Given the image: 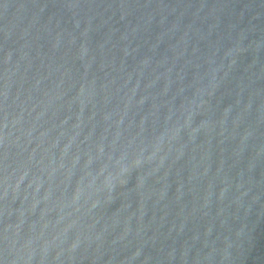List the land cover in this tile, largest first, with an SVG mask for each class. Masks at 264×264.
<instances>
[{"label": "water", "instance_id": "95a60500", "mask_svg": "<svg viewBox=\"0 0 264 264\" xmlns=\"http://www.w3.org/2000/svg\"><path fill=\"white\" fill-rule=\"evenodd\" d=\"M0 264H264V0H0Z\"/></svg>", "mask_w": 264, "mask_h": 264}]
</instances>
